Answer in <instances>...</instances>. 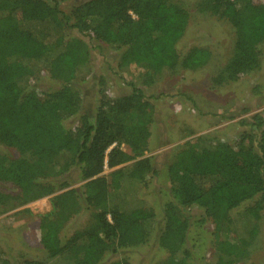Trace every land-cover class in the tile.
Returning a JSON list of instances; mask_svg holds the SVG:
<instances>
[{"label": "trees", "instance_id": "16d2710c", "mask_svg": "<svg viewBox=\"0 0 264 264\" xmlns=\"http://www.w3.org/2000/svg\"><path fill=\"white\" fill-rule=\"evenodd\" d=\"M63 3H70L69 12ZM198 6L234 29L235 52L214 82H236L258 70L264 0H200ZM189 21V10L177 0H0V60L18 68L0 69V142L19 153L0 154V182L17 189L16 195L0 189V207L54 194L53 214L39 224L48 258L68 254L70 264H103L112 252L146 244L159 221L157 244L169 254L159 264H198L188 244L187 210L193 207L204 213L199 225L215 224L210 264H237L248 253L264 210V113L243 121L247 130L235 144L198 138L174 152L160 220L140 195L159 173L145 157L156 111L146 88L179 67H204L212 57L205 46L179 50ZM103 45L119 51L118 70L131 76L130 91L112 98L102 79L91 115L81 112L80 83L92 72L93 47ZM40 69L58 87L36 91L29 75ZM135 69L140 77L133 78ZM106 167L114 169L110 178L103 175ZM72 177L84 181L83 194ZM81 200L93 210V222L66 237ZM0 264L49 263L12 262L0 252Z\"/></svg>", "mask_w": 264, "mask_h": 264}, {"label": "rangeland", "instance_id": "374dc122", "mask_svg": "<svg viewBox=\"0 0 264 264\" xmlns=\"http://www.w3.org/2000/svg\"><path fill=\"white\" fill-rule=\"evenodd\" d=\"M177 1L190 13L189 26L178 44L179 50L184 53L190 47L205 46L212 51V57L204 67L197 70L179 67L174 74L159 77L152 87L146 88L145 92L156 106V111L154 121L150 125L152 133L145 157H151L159 173L150 178L147 186L141 188L140 195L145 200L146 207L158 214L157 220L162 217L164 201L169 199L167 164L172 161L174 152L187 142L198 138L235 144L243 129L247 127L243 121L251 119L252 115L258 112L264 113V43L259 46L262 61L258 70L236 82L215 83L214 77L235 52L234 29L226 20L200 10L198 6L200 0ZM238 5L240 6L241 2H238ZM61 9L63 12H69L70 3L61 4ZM118 55L119 51L113 47L106 45L93 47L92 72L80 83L81 112L92 115L96 111L102 79L106 82L107 93L112 98L130 91L128 81L131 80V76L119 72ZM1 67L18 72L17 67H10V64L7 65L0 60V69ZM2 75L3 72H0L1 81L5 79ZM132 75L133 78L140 77V70L135 69ZM29 76L32 87L38 92L59 85L44 69ZM69 122L72 124L73 120ZM124 148L127 149L125 146ZM0 154L17 157L19 153L15 148L9 149L0 142ZM113 170L106 167L103 175L110 178ZM77 175L78 171L75 176ZM73 180L72 186L83 194L84 181L75 177H72ZM0 189L12 192L13 195L17 194V189L6 183L0 182ZM53 197L54 194H51L25 204L15 201L6 208L0 207V252L12 262L29 258L43 259L49 264H70L68 254L48 258L40 242L39 224L43 216L53 214ZM244 208L245 206L233 213L234 219L238 220L241 217ZM187 216L191 223L188 244L194 251V257L198 264H210L217 245L215 224L209 220L203 225L197 223V219L204 216L200 208L188 209ZM92 222L93 210L87 209L81 200L80 212L66 225L63 235L69 237L75 230ZM157 222L146 244L120 249L117 253L112 252L105 257L103 264L121 259L128 260L130 264H159L169 259L168 252L159 248L157 244L159 221ZM259 224L258 236L247 247L248 253L243 251L237 264H264V210Z\"/></svg>", "mask_w": 264, "mask_h": 264}]
</instances>
